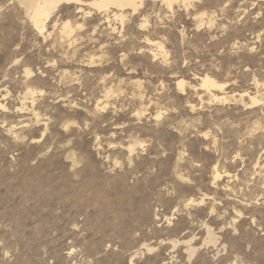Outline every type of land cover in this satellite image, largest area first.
Wrapping results in <instances>:
<instances>
[{
  "label": "rangeland",
  "instance_id": "rangeland-1",
  "mask_svg": "<svg viewBox=\"0 0 264 264\" xmlns=\"http://www.w3.org/2000/svg\"><path fill=\"white\" fill-rule=\"evenodd\" d=\"M19 5L0 0V264H264V0L123 23L61 4L44 34Z\"/></svg>",
  "mask_w": 264,
  "mask_h": 264
},
{
  "label": "bare ground",
  "instance_id": "bare-ground-1",
  "mask_svg": "<svg viewBox=\"0 0 264 264\" xmlns=\"http://www.w3.org/2000/svg\"><path fill=\"white\" fill-rule=\"evenodd\" d=\"M17 1L21 5V7H23L25 16L28 18V20L30 21V23L33 26V28L35 30H37L40 34H44V31H46L47 21L50 19L51 14L61 4H75V5L76 4H86V5L89 6V8L90 7L94 8V10H96L98 13L99 12H104V14H106L107 18H109V12L110 13L112 12V16L115 19H120L121 23H123V18L125 17V13L124 12L126 10H131L133 13L136 12L138 10V8L143 4V2L145 0H88V1H83V0H17ZM161 1L169 9H172L174 4H179L180 3V4H183L186 7H188L191 4V0H161ZM80 8H78V11H79ZM88 11L91 12V10H89V9H88ZM88 11H86L85 13L86 14L90 13ZM81 13H82V11H81ZM71 31H72L71 27H70L69 23L66 21L63 24L62 28H61V33L64 34V35H69L71 33ZM156 45H157V48H162L160 45H158V44H156ZM29 72H30L29 70H26L27 74H29ZM199 80H200L201 87H203L206 90L207 94H208V101L225 102L227 100V97L225 95L221 94V91H222V89L224 87V83H220V82L216 81L213 77H211V76H209L207 74H204L201 77H199ZM184 84H185V82H184L183 79H178L177 80V86H178V88L180 90H183ZM213 90H214V92H213ZM246 93L247 92L244 91V93L239 94L241 99ZM248 97L250 99V102L248 103V105H251V107L255 106V105H258L260 103V101H261V99L258 98L256 95L248 94ZM0 106L3 107V105L1 103H0ZM159 115L160 114H158L157 117ZM130 151H132L131 148H130ZM219 178H220V172L217 169V167L215 166L214 167V177H213V179L215 181H217ZM215 181H214V183H215ZM167 220H170V218H168ZM209 234H210V232H209ZM207 242L208 243L211 242V243L215 244L216 243V238L214 236H209V239L207 240ZM152 249H153V247L146 246V250L147 251H151ZM187 249L190 252L189 255L192 256V254L194 253L195 249L192 246H190V245H188ZM132 259L133 258L131 257L130 260H129L130 261L129 264H132Z\"/></svg>",
  "mask_w": 264,
  "mask_h": 264
}]
</instances>
